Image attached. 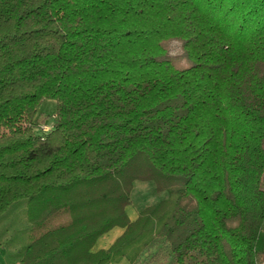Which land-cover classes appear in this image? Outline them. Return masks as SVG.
Wrapping results in <instances>:
<instances>
[{
  "label": "trees",
  "instance_id": "16d2710c",
  "mask_svg": "<svg viewBox=\"0 0 264 264\" xmlns=\"http://www.w3.org/2000/svg\"><path fill=\"white\" fill-rule=\"evenodd\" d=\"M137 182L164 197L130 220ZM18 212L8 264H134L155 240L264 264V0H0L5 228Z\"/></svg>",
  "mask_w": 264,
  "mask_h": 264
},
{
  "label": "rangeland",
  "instance_id": "374dc122",
  "mask_svg": "<svg viewBox=\"0 0 264 264\" xmlns=\"http://www.w3.org/2000/svg\"><path fill=\"white\" fill-rule=\"evenodd\" d=\"M169 52L171 55H178L180 53L179 44L176 42H172L170 44ZM53 111H54L53 102L43 103L42 107L39 110V117H38L39 120L45 121L46 117H48V115ZM163 197L164 195L162 193L158 194L154 191V187L151 182H146V183L137 182L134 185V190L132 193V203L130 206L127 207L126 213L128 214V216H131L132 218L134 215H137V213L142 209L143 206L157 202L161 200ZM23 217L24 216L22 212H18L16 215L12 214L10 217L11 221L8 224L9 225L8 227L10 229L5 228L7 227V225L4 226L3 222H0L1 243H5V240H7V238L13 234L17 236L16 240L23 237L25 233L21 225ZM115 229H120V228H114L111 231H109L107 233L108 238H111L116 234L117 230ZM14 246L15 243L10 242L7 248L11 251L12 249H14ZM2 249L3 248L0 249V264H8L6 259H4L5 250ZM118 264H127V262L125 260H122ZM134 264H174V261L172 257L167 254V249L165 247H162V242L159 240H155L140 254V256L137 258Z\"/></svg>",
  "mask_w": 264,
  "mask_h": 264
},
{
  "label": "crops",
  "instance_id": "0c3cea01",
  "mask_svg": "<svg viewBox=\"0 0 264 264\" xmlns=\"http://www.w3.org/2000/svg\"><path fill=\"white\" fill-rule=\"evenodd\" d=\"M136 217V215H134L132 218L131 216H129L130 220H134ZM117 230L116 234L114 236H112L111 238H108L107 237V233L102 235L96 242L95 244V247L94 249L97 250V249H105L107 248L114 240L117 236H119L122 232V229H115ZM112 264H115V263H112Z\"/></svg>",
  "mask_w": 264,
  "mask_h": 264
},
{
  "label": "built area",
  "instance_id": "2783aa9c",
  "mask_svg": "<svg viewBox=\"0 0 264 264\" xmlns=\"http://www.w3.org/2000/svg\"><path fill=\"white\" fill-rule=\"evenodd\" d=\"M42 132H46L49 129V125H44L40 127Z\"/></svg>",
  "mask_w": 264,
  "mask_h": 264
}]
</instances>
